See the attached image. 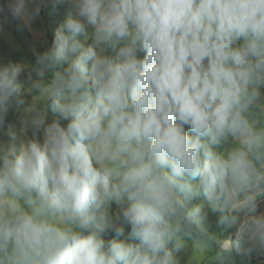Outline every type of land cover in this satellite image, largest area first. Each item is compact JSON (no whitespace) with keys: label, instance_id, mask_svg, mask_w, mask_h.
Returning a JSON list of instances; mask_svg holds the SVG:
<instances>
[{"label":"clouds","instance_id":"clouds-1","mask_svg":"<svg viewBox=\"0 0 264 264\" xmlns=\"http://www.w3.org/2000/svg\"><path fill=\"white\" fill-rule=\"evenodd\" d=\"M262 89L264 0H71L30 67L0 64V264H179L205 204L221 255L264 253Z\"/></svg>","mask_w":264,"mask_h":264},{"label":"rangeland","instance_id":"rangeland-1","mask_svg":"<svg viewBox=\"0 0 264 264\" xmlns=\"http://www.w3.org/2000/svg\"><path fill=\"white\" fill-rule=\"evenodd\" d=\"M4 0H0L3 4ZM40 14L27 26L19 20L11 19L6 13H0V64L15 63L30 67L34 63V52L42 51L51 42L54 30L63 22L66 14L71 10V0H36ZM25 98L28 104L45 107V100L35 93L28 91L29 84L25 79ZM16 119V114L10 112L8 121ZM252 119L258 121L257 127L264 128V89L261 99L252 110ZM232 147L229 141L218 151H227ZM260 210L264 211V193L257 196ZM197 203H203L197 201ZM207 213V235L183 236V248L177 253L179 264H264V253L256 250L249 251L250 245L239 241L238 250L232 254L221 255L215 240L231 238L236 242L235 230L227 229L219 223L220 213L213 212L205 204Z\"/></svg>","mask_w":264,"mask_h":264}]
</instances>
